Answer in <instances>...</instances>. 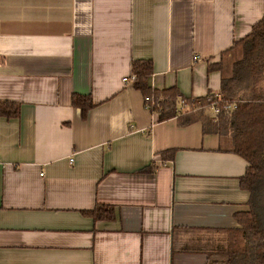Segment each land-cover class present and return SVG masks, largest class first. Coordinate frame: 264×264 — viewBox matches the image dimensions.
<instances>
[{"label":"crops","instance_id":"0c3cea01","mask_svg":"<svg viewBox=\"0 0 264 264\" xmlns=\"http://www.w3.org/2000/svg\"><path fill=\"white\" fill-rule=\"evenodd\" d=\"M263 17L264 0H0L18 108L0 114V264H207L249 209L247 162L205 130L211 107L159 121L124 78L150 60L152 88L218 93L209 64Z\"/></svg>","mask_w":264,"mask_h":264},{"label":"trees","instance_id":"16d2710c","mask_svg":"<svg viewBox=\"0 0 264 264\" xmlns=\"http://www.w3.org/2000/svg\"><path fill=\"white\" fill-rule=\"evenodd\" d=\"M232 51H239V57L232 61L228 74L221 61L209 64V70L221 73L218 93L188 99L182 98L175 87L152 88L150 60L132 62L131 72L136 76L132 85L141 92L145 107L157 113L159 121L175 116L177 110L184 111L185 107L199 111L209 108L217 98L235 104L231 109L220 107L213 116L216 122L207 120L204 124L205 130L212 128L227 137L228 150L246 160L247 168L240 185L250 193L249 209L236 215L239 228L230 232L227 244L218 247L207 264H264V17L225 54ZM179 97L181 108L177 106ZM72 104L81 109L83 116L93 106L88 95L79 94H73ZM17 111L15 103L0 102V114L14 116ZM91 214L95 218L110 219L113 208L97 205Z\"/></svg>","mask_w":264,"mask_h":264},{"label":"built area","instance_id":"2783aa9c","mask_svg":"<svg viewBox=\"0 0 264 264\" xmlns=\"http://www.w3.org/2000/svg\"><path fill=\"white\" fill-rule=\"evenodd\" d=\"M136 79V76L134 74H131L128 78H124V80H129V81H133ZM221 104V105H218V104ZM233 106H235L234 103L232 102H223L220 98H217L216 101H213L210 105V107L213 109L214 113H218L219 112V109L220 107L224 108V109H231L233 108Z\"/></svg>","mask_w":264,"mask_h":264},{"label":"rangeland","instance_id":"374dc122","mask_svg":"<svg viewBox=\"0 0 264 264\" xmlns=\"http://www.w3.org/2000/svg\"><path fill=\"white\" fill-rule=\"evenodd\" d=\"M239 57V51H232L230 53L224 54L221 57V65L223 67V70H226L225 74L229 73L228 68L231 66L232 61H234L235 58Z\"/></svg>","mask_w":264,"mask_h":264}]
</instances>
